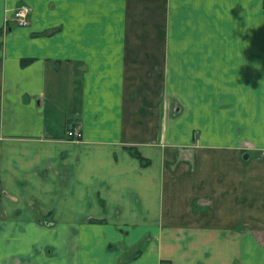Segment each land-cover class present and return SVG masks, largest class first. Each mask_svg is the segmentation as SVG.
Listing matches in <instances>:
<instances>
[{
  "label": "crops",
  "instance_id": "1",
  "mask_svg": "<svg viewBox=\"0 0 264 264\" xmlns=\"http://www.w3.org/2000/svg\"><path fill=\"white\" fill-rule=\"evenodd\" d=\"M0 264H264V0H0Z\"/></svg>",
  "mask_w": 264,
  "mask_h": 264
},
{
  "label": "built area",
  "instance_id": "2",
  "mask_svg": "<svg viewBox=\"0 0 264 264\" xmlns=\"http://www.w3.org/2000/svg\"><path fill=\"white\" fill-rule=\"evenodd\" d=\"M31 9L28 6L22 5L14 10V15L11 18L12 24L16 27H27L30 24ZM81 131L76 128H70L67 132V138L72 141L82 139Z\"/></svg>",
  "mask_w": 264,
  "mask_h": 264
},
{
  "label": "clouds",
  "instance_id": "3",
  "mask_svg": "<svg viewBox=\"0 0 264 264\" xmlns=\"http://www.w3.org/2000/svg\"><path fill=\"white\" fill-rule=\"evenodd\" d=\"M235 24H236L235 29H237L239 26L237 25L236 22H235ZM247 26H248V25H247ZM239 30H240L241 32H246V31H247V28H245V27H239Z\"/></svg>",
  "mask_w": 264,
  "mask_h": 264
},
{
  "label": "flooded vegetation",
  "instance_id": "4",
  "mask_svg": "<svg viewBox=\"0 0 264 264\" xmlns=\"http://www.w3.org/2000/svg\"><path fill=\"white\" fill-rule=\"evenodd\" d=\"M22 5L28 6V5H26V4H22ZM22 5H20V6H22ZM28 7H29V6H28ZM29 8L31 9V7H29ZM31 13H32V9H31ZM13 15H14V10H13L12 16H11L10 18H12Z\"/></svg>",
  "mask_w": 264,
  "mask_h": 264
},
{
  "label": "rangeland",
  "instance_id": "5",
  "mask_svg": "<svg viewBox=\"0 0 264 264\" xmlns=\"http://www.w3.org/2000/svg\"><path fill=\"white\" fill-rule=\"evenodd\" d=\"M30 25V24H29Z\"/></svg>",
  "mask_w": 264,
  "mask_h": 264
}]
</instances>
